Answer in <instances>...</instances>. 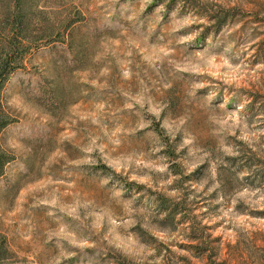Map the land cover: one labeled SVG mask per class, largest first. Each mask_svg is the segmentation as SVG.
Here are the masks:
<instances>
[{"label":"rangeland","instance_id":"rangeland-1","mask_svg":"<svg viewBox=\"0 0 264 264\" xmlns=\"http://www.w3.org/2000/svg\"><path fill=\"white\" fill-rule=\"evenodd\" d=\"M100 8L71 64L72 33L45 42L33 119L0 142V264H211L234 225L264 228V0Z\"/></svg>","mask_w":264,"mask_h":264},{"label":"clouds","instance_id":"clouds-1","mask_svg":"<svg viewBox=\"0 0 264 264\" xmlns=\"http://www.w3.org/2000/svg\"><path fill=\"white\" fill-rule=\"evenodd\" d=\"M32 2V15L21 35H15L11 25L6 29L0 28V53L12 56L17 50H27L28 55L33 57L30 66L36 65L39 68V72L33 69L26 75L20 72L19 75L24 76L23 82L15 80L16 74L0 78V128L7 124V128L0 131V142L7 139L12 147H16V142L20 138L16 134L17 130L24 129L33 119V100L40 94L37 85H42V76L48 75L44 71L46 62L40 59L41 54L45 57L48 54L45 42L53 38L62 39L66 33H72L74 41L72 48L65 43L56 44V49L63 54L67 63L71 64L75 45L79 44L86 48L92 43L91 34L95 30V24L83 23V18L91 21L93 17L104 16V19H107V15H111V13L105 15L107 9L100 8L106 0H32ZM48 47L50 48V45ZM0 59H3V55H0ZM14 59L17 63L21 62L20 57ZM149 110L154 111L159 118L158 111ZM13 117L19 122H13ZM164 127H168L167 124ZM260 224L264 225V221ZM234 229L232 236L215 247L216 254L212 257L211 264H264V228L255 236L253 235V232H256L255 228L237 224L234 225ZM15 243L17 247H26L27 238L20 236Z\"/></svg>","mask_w":264,"mask_h":264},{"label":"trees","instance_id":"trees-1","mask_svg":"<svg viewBox=\"0 0 264 264\" xmlns=\"http://www.w3.org/2000/svg\"><path fill=\"white\" fill-rule=\"evenodd\" d=\"M28 0H3L4 8L3 13L4 16H7L12 21V28L14 29L15 35H21L27 27V21L30 17V10L27 7ZM15 38V37H14ZM0 55H3L2 53ZM12 59L8 57L6 54L3 55V59H0V78H7V67L12 66ZM6 69V71H5ZM7 124H4L5 127ZM6 161L3 158H0V176L4 174V167ZM160 207L167 206L166 200L161 199L159 202ZM175 211L173 208L171 210H167L166 215L168 217H173L175 215Z\"/></svg>","mask_w":264,"mask_h":264}]
</instances>
